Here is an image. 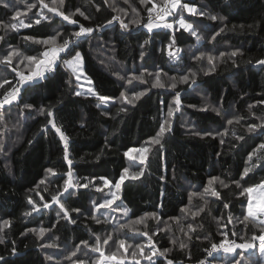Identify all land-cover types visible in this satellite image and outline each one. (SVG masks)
<instances>
[{"label": "trees", "instance_id": "1", "mask_svg": "<svg viewBox=\"0 0 264 264\" xmlns=\"http://www.w3.org/2000/svg\"><path fill=\"white\" fill-rule=\"evenodd\" d=\"M44 2L53 6L52 0ZM153 2L157 11L151 14L147 9L152 3L144 4L141 0H107V3L104 0H64L62 5H55L66 15L77 8L84 11L89 19L76 14L72 18L77 24L49 12L38 0L0 3V36H4L0 41V57L16 49L22 56L41 58L51 45L33 43L25 37L44 39L57 32L68 37L78 31L80 25L92 27L93 33L78 40L73 37L77 46L72 55L75 52L83 55L84 74L92 81L93 91L113 97L105 104L90 94L86 82H78L65 65L64 59L69 55L62 53L51 74L25 84L19 98L0 109L4 115V120L0 121V145L3 146L0 151V238L4 241L0 243V256L4 259L0 264H74L77 259L84 264H137V261L152 264L135 247L142 245L148 255L149 237L155 248L164 252L163 256L158 252L152 257L154 264H168V261L231 264L235 254L221 250L209 256L206 249L232 240L238 244L253 243L252 249L236 250L243 254L240 264H264V254L259 251L261 242L252 239L264 234V225L251 217L244 219L251 193L243 191L264 181V150L256 152L252 162L248 160L249 154L264 143V135L259 130L247 132L250 124H259L264 119V103H260L264 101V65L256 63L264 59V0H181L182 4L187 3L207 15H193L177 8L163 20L156 16L164 0ZM30 4L36 7L29 11ZM41 10L49 20L19 27L20 20L29 23ZM16 11H20L21 16L13 19ZM180 15L193 25L196 35L180 28L177 22ZM210 16L217 19L212 20ZM113 17H119L129 29L124 30ZM150 18L152 23L164 25L169 21L174 27H153L149 31L145 25ZM109 20L113 23L109 24ZM133 20L140 23L133 24ZM13 23L18 25L16 30L3 27ZM222 27L225 30L212 39ZM173 37L175 55L170 56L167 45ZM145 40L149 43L141 47ZM234 51H238V55L231 56ZM209 56L213 58L211 61ZM21 58L12 59L16 72L0 65V81H11L0 88V98L17 84V73L28 75L36 69V65L27 60L19 63ZM157 72L164 88L152 87ZM141 74L144 82L127 83L128 78ZM185 75L189 76V83H180ZM173 78L177 83L175 89L170 87ZM193 78L195 84L191 83ZM146 89L150 90L136 100L134 106L120 95L125 92L131 98L133 92ZM77 91L82 95H76ZM177 92L181 100L178 111L174 103ZM25 105L32 107L25 108ZM169 106L174 110L173 117L169 118L171 131L166 132L161 144H155L152 138L166 118ZM121 107L126 111H119ZM41 108L46 110L44 114ZM49 109L52 116L47 115ZM214 109H220V113ZM236 118H241L239 123H235ZM228 119L234 120L233 125L226 123ZM48 120H53L68 138L67 159L60 133L51 124H47V130H42ZM226 129L227 135H216ZM206 132L213 135H204ZM241 135L244 140L235 138ZM221 139L225 141L223 144ZM133 147L147 148L143 163L125 155ZM252 163L256 166L243 176V170ZM50 168L55 174L47 172ZM125 168L129 170L128 178L118 190L120 199L111 208L92 210L93 199L97 205L109 199L107 190L106 193L97 190L99 184L106 178L118 180ZM140 171L142 176L130 178ZM69 180L73 184H88L86 188H70L71 196L68 193L59 196L75 223L63 218L59 205L52 203V196L62 192ZM205 188H214L219 199L211 194L203 198L194 195L203 193ZM29 197L34 205L28 203ZM45 202L51 206L44 208ZM34 206L39 210L25 216ZM201 208L204 211L199 215H192ZM58 211H61L60 217ZM153 213L155 216L149 215ZM140 218L143 223H132ZM4 221H9L10 225L5 226ZM124 224H132V227L121 228ZM189 224L195 231L188 228ZM40 228L47 229L43 237L38 235ZM144 232L148 235H142ZM109 235L112 239L104 244ZM96 237L100 238V248L106 256L115 253L125 260L101 262L100 253L81 243L87 241L92 246ZM121 239L125 240L124 248L119 247ZM50 244L56 247H42ZM180 244L186 246L181 248ZM77 246L80 251L73 257L71 254ZM13 249L16 254H12ZM134 250L136 256L132 255Z\"/></svg>", "mask_w": 264, "mask_h": 264}, {"label": "snow or ice", "instance_id": "2", "mask_svg": "<svg viewBox=\"0 0 264 264\" xmlns=\"http://www.w3.org/2000/svg\"><path fill=\"white\" fill-rule=\"evenodd\" d=\"M3 0H0V3H2ZM105 3H107V0H104ZM38 3L42 5L43 8H47L49 12L52 13H56V15L60 16L63 18V20L68 21L71 24H77L78 22L73 19L72 17L75 16L76 14H79L80 16H84L85 19H89L88 16L85 15L84 11H81L80 8L75 9V11L71 14V15H66L63 11H60L57 7H55V5L57 3H59L60 5H62L64 3V0H52V5L53 6H49V4L45 3L44 0H38ZM141 3L147 4V3H152V7L148 8V12L151 14L153 11H157V5L153 2V0H141ZM8 5L5 4V7H7ZM36 7L35 4H30L28 5V10L30 11L31 8ZM97 11H99V6L97 5ZM180 8L181 12H183L185 9L189 12L192 13L193 15H200V16H204L207 15L205 12H197V9L195 7L190 6L187 3H181V0H164V7L159 8V11L157 12V16L159 19L163 20L166 16L171 15L172 11ZM21 16V12L20 11H16L15 16L13 17V19H17ZM37 18L35 20L30 21L29 23H25L23 20L19 21V27H31L33 23L35 24H40L41 20H49L50 18L46 15L43 14V11L41 10L39 13L36 14ZM210 19L212 20H216L217 17L216 16H210ZM113 20H117L120 23V26L124 29V30H128L129 29V25L124 23L122 20L119 19V17H113ZM113 20H109L108 23L111 24L113 23ZM178 24L180 26V28H183L185 30H189L191 31L192 35H196V32L193 30V25L191 23H188L185 21V19L183 18L182 15L179 16L178 19ZM131 23L133 24H139L140 21L139 20H133L131 21ZM166 27V28H173V24L171 23H165L164 25H160V24H154L151 21V18L149 20V23H147L145 25L146 28H148L149 31L152 30L153 27L159 28V27ZM4 28H8L11 27V29L16 30L18 28V25L16 23L9 25H3ZM99 27V26H98ZM225 30V28H220L218 32H216V34L212 37V39H215L216 35H219L221 32H223ZM95 31L94 28L92 27H84L83 25L79 26V30L75 31L73 33H71L68 37H63V33L61 32H57L54 35L48 36L47 38L44 39H37L35 37H25V40H32L33 43H37V44H41V45H51V48L44 51L42 53L41 58H37L36 56H22V54L16 50V49H12L10 51L7 52L6 55L0 57V65H4L5 67L11 68V70L13 72H16V68L12 67V59L14 56L16 57H22L19 60V63H23L25 60H27L29 62V64H35L36 65V70L31 71L28 75H24L23 72H19L17 73V75L19 76V80L17 81L16 85H12L11 90H6L3 98H0V109H3L5 105H11L13 103V101H16L19 98L20 95V89L22 87H24L25 84L28 83H32L37 81L38 79H42L44 77L45 72H49V71H53L55 69L56 66V61L58 59H60V53H67L69 56H71L72 58L69 60H65L64 63L67 64L70 68H72L74 73H79L76 76V79L79 80L80 79V75L83 74V55L80 52H75L74 56L72 55L74 48L76 45L75 40H73V37H75L77 40L87 34H91ZM63 37V39L61 40V38ZM197 39H199V37L197 36ZM4 40V36H0V41ZM149 43V40H145L144 44L141 46L143 47L144 45H147ZM175 43V39L173 37V39L170 41V43L167 45V48L169 50V55L170 56H174L175 52L172 51V45ZM176 51H179V49H176ZM51 53V55L49 54ZM145 53L142 51L140 56L141 59H143ZM224 53H221V56H224ZM238 55V51H234L231 53V56H236ZM196 59H201V57H197ZM209 61H211L213 58L211 56L208 57ZM256 63L258 65H264V59H259L256 61ZM193 77L195 76V73L191 74ZM87 78V77H85ZM121 79H124V77H121ZM133 81H140V82H144V75H133L132 77L127 79V83L129 85H131L133 83ZM180 83H189V76L185 75L183 77L180 78ZM89 83L91 84L92 81L89 79ZM192 84L196 83V80L193 78L191 80ZM5 84H11V81L4 79L2 82H0V88H3ZM152 87H156V88H164L165 84L161 82V76H160V72H157L155 74V82L152 84ZM170 87L172 89H175L177 87V83L175 82V78H173V82L171 83ZM150 90V89H146L145 91H140V92H133L131 95V98H129L128 95L125 94V92H121V98L126 101L127 104L130 105H135V101L140 99V97L144 96L146 94V92ZM89 93L92 95L97 96V98L101 101L104 102L105 104L112 98L110 97H106V96H101L98 93L94 92L92 89H89ZM76 95H82L81 92L77 91L75 93ZM161 103H163L161 101ZM175 110L178 111L179 110V106L181 104V100H180V94L177 92L176 93V97H175ZM260 103H264V101H261ZM31 105H25V108H31ZM97 107H100V105L98 104ZM251 105L249 106V109L251 110ZM206 110V109H205ZM45 109L41 108L40 112L41 114L45 113ZM119 111L124 112L126 111V108L121 107L119 109ZM214 111L217 112V114L220 113V109H214ZM47 115L48 116H52V111L49 109L47 110ZM174 115V110L172 106H169L167 109V115L166 118L163 120V122L160 123L159 125V131L157 132L156 136L152 138V142L155 144H161V140L163 138V136L166 134V132H170L171 131V123H170V119L171 117H173ZM239 119L241 118H236L235 119V123H239ZM4 120V115L2 112H0V121ZM226 123L228 125H233L234 120L233 119H228L226 121ZM47 124H51L52 127L56 130L57 133H60L61 138L64 140L65 142V159H67V140L68 138L61 132L60 128L56 126V124L54 123L53 120H48L47 123L45 124L44 128L42 130H47ZM165 125H167V128L165 127ZM257 130H259L261 135H264V119L261 120V123L256 124V123H252L248 126L247 128V132L248 133H256ZM197 135H200V133H196ZM228 131L227 129L223 132V133H219L217 132L216 135H227ZM204 135H213V133L211 132H206L204 133ZM237 140H244V136H238L235 137ZM225 141L223 139L220 140V143L223 144ZM31 143V141H30ZM162 146V145H161ZM3 150V146L0 145V151ZM264 150V143H261L258 148L249 154L248 156V160L249 162H252V158L253 156L256 155V152ZM134 151H138L140 153H145L147 152V148H141V149H131L129 150V152L125 153V155H127L130 159L135 160L137 159V157L132 156L131 153ZM145 157L141 156L140 157V162L143 163L144 162ZM71 163V161H69V164ZM256 165L254 163H252L251 167H246L243 170V176H247L248 173L250 171H252V168H254ZM128 169L125 168L123 169V175L120 176V181L115 183L114 188L118 191L121 188V183L128 178ZM47 172L55 174L53 172V169H47ZM143 172L140 171L138 173L133 174L130 178L131 179H137L139 178V176H142ZM68 176L71 177V172L68 173ZM243 176L241 178H243ZM103 179V178H102ZM218 179V178H216ZM41 184L44 183V181L42 180L40 182ZM110 182L107 179H104V185L107 186ZM212 181H209V184L211 185ZM220 183L224 186V187H228L227 184L224 183V181H220ZM88 186L87 183L84 184H80L79 182L73 184L71 182V180H69L68 182H66L64 184L63 187V191L59 192L57 195H53L52 196V203H56L59 205V209L62 211L63 213V218L68 219L71 223H75V220H72L71 217L68 214L67 209H65L64 204L60 202L59 200V196L63 195V193H68L69 196L72 195L71 192H69L70 188H78V187H84L86 188ZM239 186V185H238ZM259 187H264V183H261V185H259ZM98 191H103L102 188H98ZM244 192H248L251 193L253 191L252 187H248L245 188L243 190ZM214 195L219 199V193L214 189V188H205L203 193H198V194H194V195H200L201 198H203L205 195ZM243 194V193H242ZM41 199H43V197H41ZM120 199V197L116 194V192H112L111 193V198L110 199H105L103 201V203L96 205L97 208H111L112 204L116 201ZM28 203L30 205H34L35 202L32 200L31 197L28 198ZM93 204H95L96 202L93 201ZM51 205L47 202H45L43 204L44 208H49ZM225 207H227V205H225ZM39 208L34 206L32 207L29 211L25 212L24 215L25 216H29L32 214V212L34 211H38ZM61 211L57 212V216L60 217L61 216ZM74 211L79 212V209H74ZM184 211H187V209H185ZM204 211L203 208H201L198 212L193 213V216H197L200 214V212ZM126 213V210H125ZM152 216H155V214H149ZM264 216V209H261V214L260 216H257L256 212L253 210V207L251 205V203H249L248 205V213L247 216L244 217L245 220H248L249 217H251L253 220H259V223L261 225H264V219H261L260 217ZM93 219H96L95 216L92 217ZM58 222V221H57ZM100 221L97 220V223H99ZM229 222H231V218L229 217ZM132 223L135 224H140L143 223V218H140ZM3 224L5 226L10 225L9 221H4ZM226 226V225H225ZM121 228H131L132 224H124L120 226ZM188 228L191 231H195V228H193V226L191 224L188 225ZM163 230V229H161ZM29 231L32 232H37L36 229H30ZM47 231V229L44 228H40L38 230V235L40 237H43L44 233ZM223 235H227L226 233H222ZM142 235L147 236V232L142 233ZM191 238V237H189ZM112 237L109 235L107 236V238L104 240V244H107L109 240H111ZM253 240L259 239V241L261 242V246L259 248V251L264 254V234L257 236H253L252 237ZM3 238H0V243H3ZM149 242H150V246H149V254L145 255L144 253V247L142 245L137 244L135 247L136 249L139 250V254L146 260L152 262V264H154V261H152V257L157 255V253L159 252L158 249L155 248V245L151 243V237H149ZM86 248L87 247H91L93 252H98L100 253L101 258L103 259H115L116 255L115 253H113L111 256L108 257H104V253L101 251L100 248V238L96 237L95 240V244L92 246H89L87 241H82L81 242ZM173 244L176 243V241H172ZM119 247L120 248H124L125 245V240L121 239L118 241ZM186 245L184 244H180L181 248H184ZM42 247H56L55 244H50V245H42ZM129 247H131V245H129ZM253 248V244L252 243H243V244H235L234 242L232 243H227V242H221L220 244H212L211 245V249H206V251L208 252L209 256H212L214 252H219V251H223L224 253H232L235 254L231 264H240V259L242 258V253H237L236 250L237 249H252ZM80 251L79 246H77L76 250L72 252V256L75 257L77 255V252ZM125 251H127L125 249ZM12 254H16V250L13 249L12 250ZM136 251L134 250L132 252L133 256H136ZM160 256L164 255V252H159ZM71 258V257H69ZM4 257L0 256V260H3ZM49 260L52 259V257H48ZM74 264H84V262L80 259H77L76 261H74ZM137 264H139V261H137ZM168 264H173L172 261H168ZM200 264H205L204 261H201Z\"/></svg>", "mask_w": 264, "mask_h": 264}, {"label": "rangeland", "instance_id": "3", "mask_svg": "<svg viewBox=\"0 0 264 264\" xmlns=\"http://www.w3.org/2000/svg\"><path fill=\"white\" fill-rule=\"evenodd\" d=\"M191 6V5H190ZM165 23H167V21L165 22ZM168 23H169V21H168ZM154 24H157V23H154ZM159 24V23H158ZM163 24V23H162ZM51 48V47H50ZM49 48V49H50ZM50 55H51V53H49ZM62 53H60V55H61ZM73 56H74V54H73ZM72 57L71 56H69V57H67V58H65L64 59V61L65 60H69V59H71ZM59 60V59H58ZM57 60V61H58ZM57 61H56V63H57ZM66 66H68L67 64H65ZM69 67V66H68ZM70 68V67H69ZM71 69V71L73 72V70H72V68H70ZM36 70V69H35ZM73 74L75 75V76H77L79 73H74L73 72ZM86 76H85V74H84V59H83V74L82 75H80V79L78 80V82H81V81H85L86 82V88L89 90V89H92L93 90V86H92V84H90L89 83V79L88 78H85ZM3 81V80H2ZM2 81H0V82H2ZM110 98H113V97H110ZM137 148H139V147H133V148H131V149H137ZM141 148H146V147H141ZM140 148V149H141ZM131 149H129V150H131ZM129 150H127V152H129ZM131 155L132 156H135V157H137V159L138 160H140V157L141 156H144L145 158H146V152L145 153H140V152H137V151H134V152H132L131 153ZM123 175V174H122ZM110 183L107 185V186H105L104 185V183L103 182H101L100 184H99V188H102L103 189V191H102V193H106V190H107V192L109 193V199L111 198V193L112 192H116V194L118 195V191L114 188V185H115V183H117V182H119L120 181V177L118 178V180H116V181H112V180H110V179H108V178H106ZM123 183V182H122ZM122 183H121V185H122ZM261 183H264V181L263 182H261ZM261 183L260 184H258V185H255L254 187H252L253 188V191L251 192V197H250V200H249V202H248V205H249V203H251V205H252V207H253V210L256 212V214H257V216H260V214H261V209H264V187H259V185H261ZM103 186L105 187V188H103ZM93 201H95L94 199H93ZM96 205H97V203H95V204H91V206H90V208L92 209V210H96L97 209V207H96ZM248 205H247V207H246V210H247V213H248ZM262 217V216H261ZM253 244V243H252ZM102 252L104 253V251H103V249H102ZM104 257H108V256H106L105 254H104ZM105 260H107V259H101V262H103V261H105ZM109 260H111V259H109ZM125 259L124 258H119V257H117L116 256V258L115 259H113L112 261L113 262H115V261H124Z\"/></svg>", "mask_w": 264, "mask_h": 264}, {"label": "built area", "instance_id": "4", "mask_svg": "<svg viewBox=\"0 0 264 264\" xmlns=\"http://www.w3.org/2000/svg\"><path fill=\"white\" fill-rule=\"evenodd\" d=\"M161 7H164V4L161 6ZM167 17V16H166ZM165 17V18H166ZM164 18V19H165ZM156 19H158V16H156ZM52 73V71H49V72H45V74H51ZM3 98V97H2ZM232 242H234L235 244H238V241H236V240H232V241H230V242H228V243H232Z\"/></svg>", "mask_w": 264, "mask_h": 264}, {"label": "bare ground", "instance_id": "5", "mask_svg": "<svg viewBox=\"0 0 264 264\" xmlns=\"http://www.w3.org/2000/svg\"><path fill=\"white\" fill-rule=\"evenodd\" d=\"M136 9V8H135Z\"/></svg>", "mask_w": 264, "mask_h": 264}]
</instances>
